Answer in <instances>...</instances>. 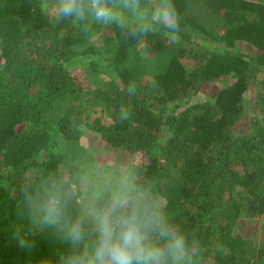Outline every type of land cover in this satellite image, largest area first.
<instances>
[{
    "label": "trees",
    "instance_id": "obj_1",
    "mask_svg": "<svg viewBox=\"0 0 264 264\" xmlns=\"http://www.w3.org/2000/svg\"><path fill=\"white\" fill-rule=\"evenodd\" d=\"M42 2L0 0V264H55L63 246L50 231L30 235L31 250L14 238L26 193L106 151L165 178L168 209L199 232L206 264H264V0H174L178 46L114 25L86 34ZM59 137L83 157L54 150ZM259 217L261 238L246 228Z\"/></svg>",
    "mask_w": 264,
    "mask_h": 264
},
{
    "label": "clouds",
    "instance_id": "obj_2",
    "mask_svg": "<svg viewBox=\"0 0 264 264\" xmlns=\"http://www.w3.org/2000/svg\"><path fill=\"white\" fill-rule=\"evenodd\" d=\"M41 7L55 23L70 21L86 34L92 24L114 25L129 39L182 42L183 16L174 0H43ZM129 115L121 109V119ZM144 167L135 153H109L102 165L75 176L46 177L35 196L26 193L27 225L14 232L19 247L31 250L29 236L47 230L63 246L55 264H206L199 232L168 209L165 178L143 176L137 169ZM215 248L223 250L219 243Z\"/></svg>",
    "mask_w": 264,
    "mask_h": 264
},
{
    "label": "rangeland",
    "instance_id": "obj_3",
    "mask_svg": "<svg viewBox=\"0 0 264 264\" xmlns=\"http://www.w3.org/2000/svg\"><path fill=\"white\" fill-rule=\"evenodd\" d=\"M191 61L190 60H186V64H189ZM144 79H146V77H144ZM96 114H99V108L97 109V111H96ZM83 140V142H85V145H88V146H91L90 147V149L89 150H91L90 152H92V150H94V149H96V148H98V149H100L99 147H100V144H96L95 142H88L87 141V139H86V137L85 138H83L82 139ZM58 144H57V146L54 148V150H56V151H58L60 154H63V153H65V154H70L69 156H71V157H73V158H75V156H77V157H80V156H82L83 157V152H81L79 155H75L72 151L70 152L69 151V145H70V142L69 141H67V140H64L63 138H61V137H59L58 138ZM96 153V152H95ZM106 153H107V155L109 154V153H112V152H110V151H106ZM107 155L105 154V155H101L100 156V158L99 159H101L103 162H105L106 161V157H107ZM117 155H120V156H126V155H122V154H120V153H118ZM93 156L94 157H96L95 155H94V153H93ZM98 156V155H97ZM85 159L87 158V156H85L84 157ZM97 158V157H96ZM76 159V158H75ZM86 160H88V159H86ZM93 164L92 163H86V167H85V170L86 169H88L90 166H92ZM262 217H259V218H256V219H252V220H248L247 221V226H246V228L248 229V230H251V229H253L254 227H255V224H257V229H256V232H254V233H256V237L257 238H261V236H262V232H260V227H259V223L258 222H260L262 219H261ZM258 221V222H257Z\"/></svg>",
    "mask_w": 264,
    "mask_h": 264
}]
</instances>
